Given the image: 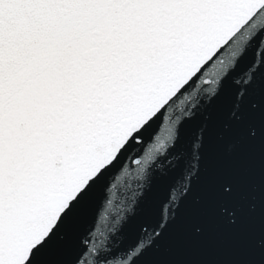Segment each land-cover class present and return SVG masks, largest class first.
<instances>
[{"label": "snow or ice", "instance_id": "snow-or-ice-1", "mask_svg": "<svg viewBox=\"0 0 264 264\" xmlns=\"http://www.w3.org/2000/svg\"><path fill=\"white\" fill-rule=\"evenodd\" d=\"M0 264H264V0H0Z\"/></svg>", "mask_w": 264, "mask_h": 264}, {"label": "water", "instance_id": "water-1", "mask_svg": "<svg viewBox=\"0 0 264 264\" xmlns=\"http://www.w3.org/2000/svg\"><path fill=\"white\" fill-rule=\"evenodd\" d=\"M192 259H222V250L219 247L205 246L191 250Z\"/></svg>", "mask_w": 264, "mask_h": 264}]
</instances>
